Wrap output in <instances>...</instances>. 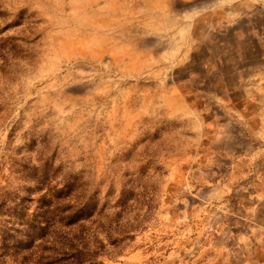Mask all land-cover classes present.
I'll return each instance as SVG.
<instances>
[{
  "label": "rangeland",
  "instance_id": "374dc122",
  "mask_svg": "<svg viewBox=\"0 0 264 264\" xmlns=\"http://www.w3.org/2000/svg\"><path fill=\"white\" fill-rule=\"evenodd\" d=\"M264 264V0H0V264Z\"/></svg>",
  "mask_w": 264,
  "mask_h": 264
},
{
  "label": "trees",
  "instance_id": "16d2710c",
  "mask_svg": "<svg viewBox=\"0 0 264 264\" xmlns=\"http://www.w3.org/2000/svg\"><path fill=\"white\" fill-rule=\"evenodd\" d=\"M85 247H81L80 249L72 248L71 252L66 253L65 256L67 260L70 259L69 262H64V264H83L84 263V250ZM96 252L93 254V258H91L88 262V264H101L100 261L96 260L95 258ZM36 264H41L40 262H37Z\"/></svg>",
  "mask_w": 264,
  "mask_h": 264
}]
</instances>
